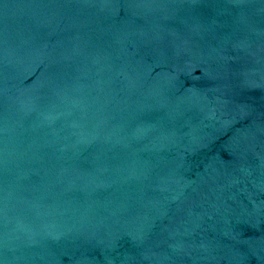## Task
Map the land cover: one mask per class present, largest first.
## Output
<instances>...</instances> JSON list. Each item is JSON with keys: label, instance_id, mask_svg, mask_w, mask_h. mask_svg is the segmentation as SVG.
I'll return each mask as SVG.
<instances>
[{"label": "water", "instance_id": "95a60500", "mask_svg": "<svg viewBox=\"0 0 264 264\" xmlns=\"http://www.w3.org/2000/svg\"><path fill=\"white\" fill-rule=\"evenodd\" d=\"M0 264H264V0H0Z\"/></svg>", "mask_w": 264, "mask_h": 264}]
</instances>
